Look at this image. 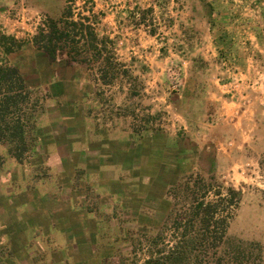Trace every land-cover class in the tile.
Returning a JSON list of instances; mask_svg holds the SVG:
<instances>
[{"label": "crops", "instance_id": "crops-1", "mask_svg": "<svg viewBox=\"0 0 264 264\" xmlns=\"http://www.w3.org/2000/svg\"><path fill=\"white\" fill-rule=\"evenodd\" d=\"M229 3L93 0L87 14L96 34L115 42L117 56L126 61L119 94L99 88L101 78L82 63L51 60L33 41L11 56L29 84L40 89L47 111L40 117L42 142L35 156L29 163L8 157L0 173V253L6 263L101 264L111 257L98 244L99 233L114 225L110 217L132 216L134 209L149 217L156 208L151 198L166 199L173 180L212 173L244 147L241 137L251 132L247 117L230 118L234 104L226 103L231 98L216 82L209 100H222L228 113L212 120L210 109L194 106L200 104L194 91L200 82L189 77L197 67L195 57L207 61L205 72L213 67L218 75L229 72L217 61L215 43L225 36L216 25L230 23ZM8 25L29 32L25 21L6 20L3 28ZM239 44L230 49L237 59ZM172 61L186 78L184 93L170 97L173 104L187 110L192 104L200 113L184 118L189 111L181 110L170 124L160 113L153 115L147 92L152 89L153 100L166 103L162 94ZM236 68L239 72L228 78L244 76ZM137 80L144 91H134Z\"/></svg>", "mask_w": 264, "mask_h": 264}, {"label": "rangeland", "instance_id": "rangeland-1", "mask_svg": "<svg viewBox=\"0 0 264 264\" xmlns=\"http://www.w3.org/2000/svg\"><path fill=\"white\" fill-rule=\"evenodd\" d=\"M92 1L62 0V2H65V6L70 13L69 20L77 23L78 27L73 36L65 40V48L62 50L59 59L61 61H68L69 63H82L91 75L95 77L98 75L101 78L102 85L99 88L103 86L105 87L104 89L117 90V94H119L127 76L126 74H128L123 68L126 64L125 59H119L120 56H117L115 50L118 48L116 47V43L112 42L107 36L96 34L98 36L94 35V37L96 36V39H94L89 35L87 29L82 28V25L92 26L96 33L93 25V16L91 14L90 18L87 14V11H91L93 7ZM53 2L55 0H0V23L4 25L6 20H16L19 23L25 21V26L29 28V32L18 27L13 29L9 25L4 29L7 33L13 34L16 39L33 41L41 28L40 25H37V13L45 16L48 20L50 18L49 12L53 10V8L50 10L48 7L52 6ZM56 2L58 3L57 0ZM227 9L230 23L227 25L218 24L216 28L218 34L223 30L225 31L221 35H225V41L227 43L230 42L232 45L227 46L226 43V45H220V49L217 48L219 52L217 61L222 70L229 69V74H237L239 71L236 67L239 66L244 70V76L228 78L227 72H225V75H218L214 67L212 71L205 72L203 69L206 68L207 61L201 57H195L194 59H197V67L193 73H189V77L193 76L195 80L200 82V88H197L202 90H199L196 94L200 104H194V106L198 105L202 108L201 106L203 105L206 109H210L209 113L212 120L222 117L221 114L228 113V109L223 107L222 100H209L210 95L208 92L213 91V85H216L215 83L218 82L223 90V95H229L231 98L226 103L234 104L230 108L233 113L230 115V118H237L236 115L238 118H241L245 115L251 125L249 129L251 134L248 133L245 137H241V143H243L244 147L237 153L225 157L220 162L221 165L214 172L208 174L197 173L190 176H193L195 181L199 180L202 182L201 185H206V183L212 184L213 190H210L211 192L208 194L207 199H211L219 188L223 189L225 194L227 193V189L230 188L236 191V205L229 207L224 202L221 207L223 216L227 217L229 222L227 228L228 235L230 238L236 239L235 246L239 245L242 248L251 244L258 246L260 248L261 260L264 263V0H230ZM98 13L99 15L102 14L100 11ZM96 15L98 17V14ZM85 18H89L90 21ZM245 31L248 33H245ZM104 36L107 38H103ZM237 44H239L238 49H240L239 59L230 54V49H235ZM221 46H224V48ZM115 64H118L119 67H116ZM174 65L177 64L173 61L170 62L167 69L172 66L174 67ZM249 66L250 71H248ZM114 67L116 68V72L112 71ZM167 69V89H164L165 94H162L166 96V103L154 101L155 94L152 92V89L147 92L149 97L148 104L155 109L152 110L154 112L153 115L160 113L161 117L165 118L163 121H168L170 124H172L174 117L180 114L181 110L189 111L184 118L196 117L200 112H197V109L192 104L188 110L181 109L183 106L179 107L176 105L175 107L173 104V99L170 97H179L184 93L186 78L181 71L184 88L180 94L172 92L169 89L170 77ZM134 89V91H138V89L141 91L145 90L143 83L138 80ZM107 94L111 95L110 91ZM136 108L137 106L134 107V109ZM134 115L136 117L140 116L141 112H135ZM168 119L172 120L169 122ZM7 159L8 157L3 158L0 173L4 172L3 169ZM38 168L39 172L37 173L39 174L45 170L44 168ZM29 172L30 169L28 168ZM176 183L173 180L171 185ZM1 187L0 195H2ZM163 198L160 196L154 199L151 198L156 208L151 209L153 211L149 217L141 215V210L134 209V215L126 217L116 216L117 220H114L118 221L121 226L125 225V228H130L127 227L129 221L131 223V231L133 232L138 229L143 231L146 229L144 227H160L163 225L171 209V202L168 198L164 200ZM88 203H92V201L89 200L86 204ZM112 218L110 217V220ZM134 219L136 221L133 223L132 220ZM110 234L112 235L111 232ZM118 245H120V242ZM125 245L128 244L126 243ZM125 245L119 247L126 248ZM105 247H107L106 250L110 251L112 257L115 253L114 248L109 244H104L100 246V251L102 252ZM7 264H13V262Z\"/></svg>", "mask_w": 264, "mask_h": 264}, {"label": "trees", "instance_id": "trees-1", "mask_svg": "<svg viewBox=\"0 0 264 264\" xmlns=\"http://www.w3.org/2000/svg\"><path fill=\"white\" fill-rule=\"evenodd\" d=\"M57 1L48 7L53 10L49 12L47 29L41 27L33 39V44L51 60L59 59L65 40L72 37L78 27L69 20L66 6L59 8L62 0ZM162 1L165 4L169 0ZM82 28L87 29L92 38L98 36L92 26L82 25ZM29 42L16 39L0 23V168L5 157L29 163L42 142L39 121L47 111L45 97L39 88L29 84L20 67L11 60V56L24 50ZM215 43L219 49L220 45H226L225 36ZM231 45L227 43V46ZM115 66L119 67L118 64ZM115 69L112 71L116 72ZM190 79L195 80L193 76ZM199 90L202 89L195 88V95ZM201 184L193 176H186L169 187L167 198L171 209L160 227H144L143 231L137 227L138 230L133 232L129 221L127 227L130 228H125L115 221L116 216L109 220L114 225L110 231L99 233L98 244L99 247L111 245L115 253L110 258H103L101 264H264L258 246H235L236 239L228 235L229 222L221 207L224 202L229 207L236 205V191L230 188L225 194L219 188L211 199H207L213 190L212 184ZM124 245L126 248L119 247ZM6 258L5 253H0V264H7ZM40 260L34 258L35 262Z\"/></svg>", "mask_w": 264, "mask_h": 264}, {"label": "built area", "instance_id": "built-area-1", "mask_svg": "<svg viewBox=\"0 0 264 264\" xmlns=\"http://www.w3.org/2000/svg\"><path fill=\"white\" fill-rule=\"evenodd\" d=\"M37 19H38L37 25L38 26L40 25L42 28L47 29V27H45L47 25V18L37 13ZM37 25H36V29L38 28ZM167 71L170 77L169 89L172 92L180 94L184 88L183 87L184 80H183L181 68L179 66L174 65V67L173 66L169 67Z\"/></svg>", "mask_w": 264, "mask_h": 264}]
</instances>
